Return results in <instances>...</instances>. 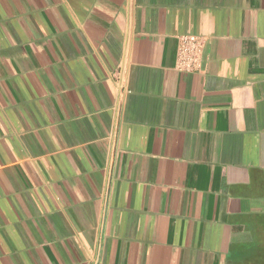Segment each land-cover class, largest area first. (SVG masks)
I'll return each mask as SVG.
<instances>
[{
	"label": "crops",
	"instance_id": "crops-1",
	"mask_svg": "<svg viewBox=\"0 0 264 264\" xmlns=\"http://www.w3.org/2000/svg\"><path fill=\"white\" fill-rule=\"evenodd\" d=\"M0 264H264V0H0Z\"/></svg>",
	"mask_w": 264,
	"mask_h": 264
},
{
	"label": "built area",
	"instance_id": "built-area-1",
	"mask_svg": "<svg viewBox=\"0 0 264 264\" xmlns=\"http://www.w3.org/2000/svg\"><path fill=\"white\" fill-rule=\"evenodd\" d=\"M204 49L203 38L197 35H185L179 38L176 65L182 72L201 70Z\"/></svg>",
	"mask_w": 264,
	"mask_h": 264
}]
</instances>
